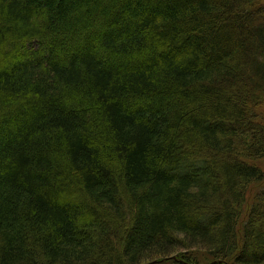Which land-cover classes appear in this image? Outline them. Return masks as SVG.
<instances>
[{
	"label": "trees",
	"instance_id": "trees-1",
	"mask_svg": "<svg viewBox=\"0 0 264 264\" xmlns=\"http://www.w3.org/2000/svg\"><path fill=\"white\" fill-rule=\"evenodd\" d=\"M263 101L264 0H0V264H264Z\"/></svg>",
	"mask_w": 264,
	"mask_h": 264
},
{
	"label": "rangeland",
	"instance_id": "rangeland-1",
	"mask_svg": "<svg viewBox=\"0 0 264 264\" xmlns=\"http://www.w3.org/2000/svg\"><path fill=\"white\" fill-rule=\"evenodd\" d=\"M26 48H29L31 50L33 49H37V44L35 42L31 43V44H26L25 45ZM263 103V106H264V101L262 102ZM259 109V113H264V107H260L258 108ZM257 164L263 169L264 171V160H260L257 162ZM253 194L252 192H249V195H248V200H250L252 198ZM198 250V249H197ZM197 250H194V253L197 255V256H203L204 255V252L203 251H197ZM183 252L185 253H189L190 250H184ZM174 258H177V259H180L181 256H180V253H176L174 254L173 256ZM161 259V260H160ZM160 259H157V261H160V264H177V261L174 260V259H170V258H160ZM211 260L210 259H207L206 261L203 260L200 262V264H210ZM149 262H147L148 264ZM145 264V263H144Z\"/></svg>",
	"mask_w": 264,
	"mask_h": 264
},
{
	"label": "water",
	"instance_id": "water-1",
	"mask_svg": "<svg viewBox=\"0 0 264 264\" xmlns=\"http://www.w3.org/2000/svg\"><path fill=\"white\" fill-rule=\"evenodd\" d=\"M175 259V258H174ZM158 261H155V262H151V263H148V264H156Z\"/></svg>",
	"mask_w": 264,
	"mask_h": 264
},
{
	"label": "bare ground",
	"instance_id": "bare-ground-1",
	"mask_svg": "<svg viewBox=\"0 0 264 264\" xmlns=\"http://www.w3.org/2000/svg\"><path fill=\"white\" fill-rule=\"evenodd\" d=\"M256 120V118H254Z\"/></svg>",
	"mask_w": 264,
	"mask_h": 264
}]
</instances>
